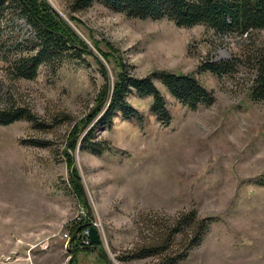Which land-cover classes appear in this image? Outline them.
<instances>
[{
    "label": "rangeland",
    "instance_id": "rangeland-1",
    "mask_svg": "<svg viewBox=\"0 0 264 264\" xmlns=\"http://www.w3.org/2000/svg\"><path fill=\"white\" fill-rule=\"evenodd\" d=\"M46 1L88 49L19 78L11 62L28 51L35 29L19 16L4 20L6 40L23 43L0 56V108L26 107L51 126L0 125V264H157L155 256L119 257L149 241V216L171 220L192 209L216 221L177 264H264V100L249 96L255 71L248 62L223 76L200 70L207 60H245L264 45V29L222 36L202 24L128 17L101 2L73 13L71 0ZM110 49L139 77L194 74L215 102L190 109L155 79L168 126L151 111V96L133 92L128 100L142 119L118 114L95 131L109 149L83 150L117 79ZM92 226L98 245L84 243Z\"/></svg>",
    "mask_w": 264,
    "mask_h": 264
},
{
    "label": "trees",
    "instance_id": "trees-1",
    "mask_svg": "<svg viewBox=\"0 0 264 264\" xmlns=\"http://www.w3.org/2000/svg\"><path fill=\"white\" fill-rule=\"evenodd\" d=\"M94 2H101L128 17L168 19L184 27L206 25L222 36H252L255 31L264 29V0H71L70 9L73 13L80 12ZM8 16L25 18L35 29V36L27 41L31 43L28 51L22 52L11 62L12 71L19 78L34 79L42 65L55 64L68 53L80 57L88 49L85 41L53 11L46 0H0V56L3 58L23 43L22 40L16 44L6 40L3 25ZM109 51L116 59L117 79L105 111L82 139L83 150L100 155L109 149L107 141L96 139L95 131L98 126L110 127L118 114L124 118L142 119L139 111L128 100V96L133 92L142 97L151 96V111L163 125L168 126L172 115L167 108L165 97L154 82L155 79H159L176 99L190 109H197L201 105L210 106L215 102L214 93L194 74L164 70L139 77L112 49ZM101 53L106 59L111 56L106 50ZM246 62L255 71L249 96L255 101L264 100V45L249 52L245 60L240 57L221 61L207 60L200 65V70L223 76L236 72L239 66ZM104 95L105 90L102 96ZM62 118L69 119L70 116L64 115ZM23 119L30 121L37 128L45 129L51 126L26 107L0 108V125H9ZM33 143L41 146L49 144L47 141L36 140ZM67 155H70L68 151ZM78 187L76 185L79 191ZM214 221L216 217H200L194 209L181 212L171 220H162L151 215L147 225L153 233L149 241L121 255L119 259L128 261L155 256L159 258L157 264H177L201 244Z\"/></svg>",
    "mask_w": 264,
    "mask_h": 264
},
{
    "label": "water",
    "instance_id": "water-1",
    "mask_svg": "<svg viewBox=\"0 0 264 264\" xmlns=\"http://www.w3.org/2000/svg\"><path fill=\"white\" fill-rule=\"evenodd\" d=\"M90 240L92 245H98L100 243V236L97 231V228L90 227Z\"/></svg>",
    "mask_w": 264,
    "mask_h": 264
},
{
    "label": "built area",
    "instance_id": "built-area-1",
    "mask_svg": "<svg viewBox=\"0 0 264 264\" xmlns=\"http://www.w3.org/2000/svg\"><path fill=\"white\" fill-rule=\"evenodd\" d=\"M89 233H90V230L87 229V230H86V234H84V236L86 235V238H87V240L84 242L85 244H89V243H91V242H90V238H89Z\"/></svg>",
    "mask_w": 264,
    "mask_h": 264
}]
</instances>
